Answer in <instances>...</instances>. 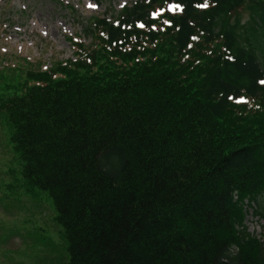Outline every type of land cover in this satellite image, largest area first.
<instances>
[{"label": "trees", "instance_id": "16d2710c", "mask_svg": "<svg viewBox=\"0 0 264 264\" xmlns=\"http://www.w3.org/2000/svg\"><path fill=\"white\" fill-rule=\"evenodd\" d=\"M165 1L92 16L76 59L2 70L22 185L51 197L67 264H264L243 208L264 218V0L151 18Z\"/></svg>", "mask_w": 264, "mask_h": 264}, {"label": "rangeland", "instance_id": "374dc122", "mask_svg": "<svg viewBox=\"0 0 264 264\" xmlns=\"http://www.w3.org/2000/svg\"><path fill=\"white\" fill-rule=\"evenodd\" d=\"M134 1L0 0V74L18 66L42 70L73 56L69 37L92 44L85 31L91 16L116 17ZM8 138V121L0 116V264H67L68 242L53 201L39 188L36 195L26 192L22 160ZM246 224L255 235L264 231V219L250 207Z\"/></svg>", "mask_w": 264, "mask_h": 264}, {"label": "snow or ice", "instance_id": "6c2138e0", "mask_svg": "<svg viewBox=\"0 0 264 264\" xmlns=\"http://www.w3.org/2000/svg\"><path fill=\"white\" fill-rule=\"evenodd\" d=\"M203 7H207V4L203 5Z\"/></svg>", "mask_w": 264, "mask_h": 264}]
</instances>
